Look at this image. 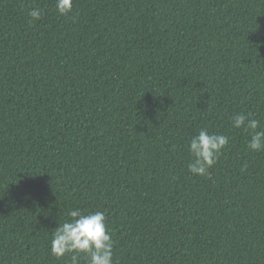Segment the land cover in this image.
I'll use <instances>...</instances> for the list:
<instances>
[{"label":"trees","instance_id":"obj_1","mask_svg":"<svg viewBox=\"0 0 264 264\" xmlns=\"http://www.w3.org/2000/svg\"><path fill=\"white\" fill-rule=\"evenodd\" d=\"M239 113L264 128V0H0V264H70L72 209L106 213L117 264H264ZM201 129L229 137L211 178Z\"/></svg>","mask_w":264,"mask_h":264},{"label":"clouds","instance_id":"obj_2","mask_svg":"<svg viewBox=\"0 0 264 264\" xmlns=\"http://www.w3.org/2000/svg\"><path fill=\"white\" fill-rule=\"evenodd\" d=\"M56 10L60 15H68L73 11V0H55ZM29 16L35 20L42 17L39 8L29 11ZM251 113L236 114L232 117V125L237 129L250 132L251 139L248 148L252 151H264V128L256 119H250ZM229 144V137L223 134L209 133L201 129L198 135L189 141L188 151L191 160L188 170L193 175L211 178V169L219 159L222 150ZM70 220H65L54 229L51 240V253L58 259L70 256V264H80L81 257L87 264H117L114 260L115 241L112 230L107 223L105 212L95 211L85 213L80 209L69 210Z\"/></svg>","mask_w":264,"mask_h":264}]
</instances>
